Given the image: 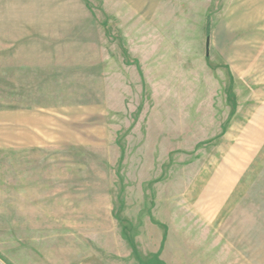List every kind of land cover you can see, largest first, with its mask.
<instances>
[{
	"label": "rangeland",
	"instance_id": "374dc122",
	"mask_svg": "<svg viewBox=\"0 0 264 264\" xmlns=\"http://www.w3.org/2000/svg\"><path fill=\"white\" fill-rule=\"evenodd\" d=\"M239 6L0 0V264H264V24Z\"/></svg>",
	"mask_w": 264,
	"mask_h": 264
},
{
	"label": "crops",
	"instance_id": "0c3cea01",
	"mask_svg": "<svg viewBox=\"0 0 264 264\" xmlns=\"http://www.w3.org/2000/svg\"><path fill=\"white\" fill-rule=\"evenodd\" d=\"M239 3H240V6L239 8L244 10L243 8L246 9L247 11V8H254L256 13H255V24H258L259 21H261L262 24H264V0H238ZM1 129V128H0ZM3 129L5 131V128L3 126ZM36 141H30L29 144L30 145H34ZM20 144H22L20 142ZM27 144V142H25L23 145H29Z\"/></svg>",
	"mask_w": 264,
	"mask_h": 264
},
{
	"label": "trees",
	"instance_id": "16d2710c",
	"mask_svg": "<svg viewBox=\"0 0 264 264\" xmlns=\"http://www.w3.org/2000/svg\"><path fill=\"white\" fill-rule=\"evenodd\" d=\"M210 20L208 19V22H207V34H208V36H209V34H210V28H211V26H210Z\"/></svg>",
	"mask_w": 264,
	"mask_h": 264
},
{
	"label": "water",
	"instance_id": "95a60500",
	"mask_svg": "<svg viewBox=\"0 0 264 264\" xmlns=\"http://www.w3.org/2000/svg\"><path fill=\"white\" fill-rule=\"evenodd\" d=\"M207 46H209V41H208V43H207Z\"/></svg>",
	"mask_w": 264,
	"mask_h": 264
}]
</instances>
